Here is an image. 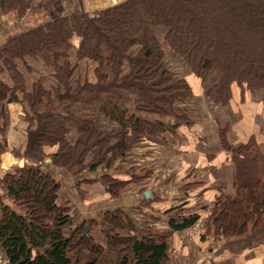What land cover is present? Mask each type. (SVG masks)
Segmentation results:
<instances>
[{"label": "trees", "instance_id": "1", "mask_svg": "<svg viewBox=\"0 0 264 264\" xmlns=\"http://www.w3.org/2000/svg\"><path fill=\"white\" fill-rule=\"evenodd\" d=\"M33 1L0 0V12L23 18ZM27 57L53 70L55 86L48 89L41 78L28 92L17 65ZM5 73L12 86L3 82ZM190 74L202 81L210 102L226 109L235 84L264 95V0H125L92 18L56 15L9 39L0 49V134L5 138L9 128L6 104H27L23 156L39 167L0 178L9 199L0 193V252L12 264H169L173 236L200 224L215 231L219 253L264 246V151L254 137L235 146L230 125L217 130L230 154L232 186L219 189L212 203L160 214L166 231L142 227L138 233L121 210L79 221L76 207L61 204L62 182L42 168L50 158L72 175L83 200L102 189L118 198L130 185H143L155 169L136 159V149L147 140L169 144L181 127L196 126ZM73 131L75 143L68 139ZM46 148L57 151L47 155ZM4 151L0 143V156ZM111 169L127 179L108 173L80 178ZM151 203L145 196L132 211L156 216Z\"/></svg>", "mask_w": 264, "mask_h": 264}, {"label": "crops", "instance_id": "2", "mask_svg": "<svg viewBox=\"0 0 264 264\" xmlns=\"http://www.w3.org/2000/svg\"><path fill=\"white\" fill-rule=\"evenodd\" d=\"M125 0H34L25 18L17 13L0 12V49L5 43L22 33L43 25L54 16L76 13H98L105 8L121 4ZM78 39H75V41ZM19 71L24 75L28 92L33 85L44 78L45 86H55L53 70L39 60L25 58L17 61ZM81 70L75 75L79 77ZM9 86L13 81L8 74L2 76ZM194 93L191 116L196 126L181 127L169 144L147 140L145 147L136 149L135 157L140 163L151 162L155 169L152 179L143 185L132 184L118 198L108 194L83 200L77 190V179L52 165L51 159L44 161L42 168L52 172L62 182L61 203L74 206L79 211V221L100 218L106 211L121 210L133 221L140 233L142 227L157 231H166L169 225L163 215L166 211L184 206L191 208L199 203H211L209 197L220 194L219 189H229L233 183V170L227 163L230 154L218 140V126H231L232 142L235 146L247 144L253 137L264 151V100L262 92H250L238 85L233 86V98L229 108H223L210 102L203 89L202 81L193 74L187 76ZM9 128L5 138L0 134V143L5 151L0 156V178L15 172L19 167L36 164L23 155L28 145L29 123L21 114L27 104H6ZM74 132V131H73ZM57 148H46L47 155L54 154ZM148 152V153H147ZM144 153H147L143 156ZM139 155V156H138ZM118 178L127 179L126 174L116 173ZM93 179H100L99 174ZM201 183L187 190L189 183ZM66 183V187L64 185ZM101 187V183H99ZM1 189V187H0ZM142 189H145L142 193ZM150 193L151 206L146 215L137 216L133 208L145 202L144 194ZM1 195L7 199L3 190ZM148 199V200H149ZM9 201V199H7ZM207 215L204 217L206 219ZM157 219V220H156ZM221 243L216 240L215 231L207 230L203 224L196 228L177 233L171 241V260L169 264H264V246L248 250L242 255H233L229 251L219 253Z\"/></svg>", "mask_w": 264, "mask_h": 264}, {"label": "rangeland", "instance_id": "3", "mask_svg": "<svg viewBox=\"0 0 264 264\" xmlns=\"http://www.w3.org/2000/svg\"><path fill=\"white\" fill-rule=\"evenodd\" d=\"M110 7H111V6H110ZM108 8H109V7H108ZM105 9H106V8H105ZM27 13H28V12H27ZM89 14H90V16H95V15H96V13H89ZM26 15H27V14H26ZM26 15H25V16H26ZM23 18H25V17H23ZM20 19H22V18L20 17ZM75 43H78V41L76 40ZM163 47H164L166 53L170 55V50H169V48L167 47V45H165V43L163 44ZM29 58H31V57H29ZM32 59H34V58H32ZM127 68H128V67H126L125 70H127ZM5 74H8V73H5ZM8 75H9V74H8ZM9 77H10V75H9ZM68 139H69V141H70L71 143H75V142L77 141V139H78V132H77V131L72 132V133L69 135ZM41 163H42V162H41ZM26 167H28V166H26ZM29 167H39V165H32V166H29ZM106 173H108V174H113V170L111 169L110 171H104V172L101 171V173H99V172H91V171H87V172H84V174H81V175H80V178H81V179H83V178H89V179H90V178H95L94 175H97V174L102 175V174H106ZM78 177H79V176H78ZM64 185H65V187H66V183H64ZM101 191H102V195L107 194V193H105V191H104L103 189H102ZM98 196H101V193H100L99 195H97L96 197H98ZM92 197H93V196H90V197H88L86 200H90V198H92ZM109 197H110V196H109ZM209 198L212 199V200H210L211 203L214 202L212 196L209 197ZM61 204H62V203H61ZM206 215H207V217H209L210 213H208V214H206Z\"/></svg>", "mask_w": 264, "mask_h": 264}, {"label": "built area", "instance_id": "4", "mask_svg": "<svg viewBox=\"0 0 264 264\" xmlns=\"http://www.w3.org/2000/svg\"><path fill=\"white\" fill-rule=\"evenodd\" d=\"M91 18L93 16H90ZM0 264H12L11 261L6 258L1 252H0Z\"/></svg>", "mask_w": 264, "mask_h": 264}, {"label": "water", "instance_id": "5", "mask_svg": "<svg viewBox=\"0 0 264 264\" xmlns=\"http://www.w3.org/2000/svg\"><path fill=\"white\" fill-rule=\"evenodd\" d=\"M145 196H146L147 199H149L150 198V193L149 192H146L145 193Z\"/></svg>", "mask_w": 264, "mask_h": 264}]
</instances>
